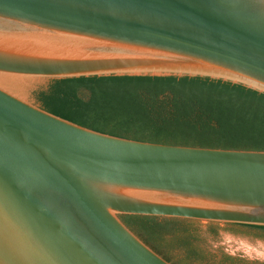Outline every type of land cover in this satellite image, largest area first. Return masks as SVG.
Here are the masks:
<instances>
[{"label":"water","instance_id":"1","mask_svg":"<svg viewBox=\"0 0 264 264\" xmlns=\"http://www.w3.org/2000/svg\"><path fill=\"white\" fill-rule=\"evenodd\" d=\"M94 75L264 92V0H0V264H172L120 215L264 226V150L120 137L32 96Z\"/></svg>","mask_w":264,"mask_h":264},{"label":"trees","instance_id":"2","mask_svg":"<svg viewBox=\"0 0 264 264\" xmlns=\"http://www.w3.org/2000/svg\"><path fill=\"white\" fill-rule=\"evenodd\" d=\"M44 110L120 137L211 148L264 150V92L222 79L178 75H107L50 79L34 91ZM172 264H264L207 249L221 223L120 215ZM264 232V226L223 223Z\"/></svg>","mask_w":264,"mask_h":264},{"label":"rangeland","instance_id":"3","mask_svg":"<svg viewBox=\"0 0 264 264\" xmlns=\"http://www.w3.org/2000/svg\"><path fill=\"white\" fill-rule=\"evenodd\" d=\"M49 81L46 79L35 84L32 92L33 98H35L34 91L44 88ZM205 242L207 249L216 258L225 253L248 260L264 262V232L262 231L251 229L232 230L224 224H220L217 235L208 236Z\"/></svg>","mask_w":264,"mask_h":264}]
</instances>
